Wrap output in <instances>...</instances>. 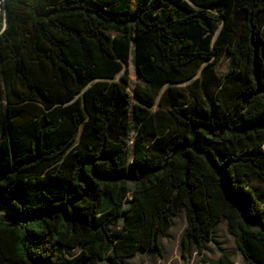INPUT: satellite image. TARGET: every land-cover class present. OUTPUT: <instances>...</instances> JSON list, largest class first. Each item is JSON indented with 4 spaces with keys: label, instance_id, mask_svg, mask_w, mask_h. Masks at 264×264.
<instances>
[{
    "label": "trees",
    "instance_id": "1",
    "mask_svg": "<svg viewBox=\"0 0 264 264\" xmlns=\"http://www.w3.org/2000/svg\"><path fill=\"white\" fill-rule=\"evenodd\" d=\"M190 1L142 0L129 13L95 0H5L0 264L160 253L181 208L184 257L225 219L244 262L264 264V0ZM225 54L224 81L204 68L214 94L183 100L165 88ZM130 63L143 103L164 90V113L137 105L135 126ZM219 253L211 264H234Z\"/></svg>",
    "mask_w": 264,
    "mask_h": 264
},
{
    "label": "rangeland",
    "instance_id": "2",
    "mask_svg": "<svg viewBox=\"0 0 264 264\" xmlns=\"http://www.w3.org/2000/svg\"><path fill=\"white\" fill-rule=\"evenodd\" d=\"M63 0H46L47 3L59 2ZM97 2L104 3L109 8H112L116 12H129L133 13L136 11L138 4L142 0H95ZM192 5L190 0H185ZM164 15H167L169 9L162 10ZM182 10L178 9V14H182ZM211 13L219 17V13L216 9L211 10ZM1 23V19H0ZM210 64L208 70H212L214 76L217 77L218 81H224L227 77L230 66L232 65V59L229 54H225L218 60L204 63L198 74L191 80L178 83V84H169L165 88H172L174 93L183 100H191L192 97H204L207 94H214L216 92V86L214 84H209L208 89L205 90L203 87L202 80L205 79V72L207 74V69L204 68ZM128 82L126 83L128 92L130 94V110H129V120L133 126L136 125L135 120V108L137 105H142L146 109L150 110L153 113L161 112L160 100L163 94V91L159 94L156 102L153 105H148L143 103L136 94L138 86H143L142 83L137 79L135 68L132 63L128 66ZM124 71H122L117 77L116 81L122 82L121 77L123 76ZM137 130L132 129L130 133V146L131 154L133 150L134 140ZM187 228V219L184 208H181L179 213L171 218V227L169 228L166 235L161 236L160 246L161 252L156 253H146L140 251L132 258L122 260L120 264H211V262H218L220 259L219 248L224 249L230 254L231 260L234 264H246L243 260L242 255L240 254L237 246L235 244L234 237L229 234L227 228V221L222 219L214 228L211 235L210 241H201L202 252H197L196 248H193L191 253L186 254V257L183 256L182 251V235ZM119 227H116L115 231L118 232ZM87 264H108L107 262H88Z\"/></svg>",
    "mask_w": 264,
    "mask_h": 264
},
{
    "label": "built area",
    "instance_id": "3",
    "mask_svg": "<svg viewBox=\"0 0 264 264\" xmlns=\"http://www.w3.org/2000/svg\"><path fill=\"white\" fill-rule=\"evenodd\" d=\"M4 5H5V0H0V19L1 21L5 20V15H6Z\"/></svg>",
    "mask_w": 264,
    "mask_h": 264
},
{
    "label": "water",
    "instance_id": "4",
    "mask_svg": "<svg viewBox=\"0 0 264 264\" xmlns=\"http://www.w3.org/2000/svg\"><path fill=\"white\" fill-rule=\"evenodd\" d=\"M4 22L6 23V15H5V20H4Z\"/></svg>",
    "mask_w": 264,
    "mask_h": 264
}]
</instances>
